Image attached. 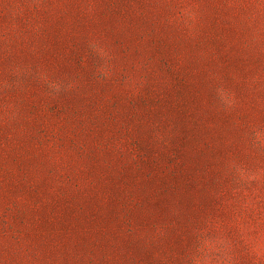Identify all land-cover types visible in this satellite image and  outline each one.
I'll use <instances>...</instances> for the list:
<instances>
[{
	"label": "rangeland",
	"instance_id": "rangeland-1",
	"mask_svg": "<svg viewBox=\"0 0 264 264\" xmlns=\"http://www.w3.org/2000/svg\"><path fill=\"white\" fill-rule=\"evenodd\" d=\"M0 264H264V0H0Z\"/></svg>",
	"mask_w": 264,
	"mask_h": 264
}]
</instances>
